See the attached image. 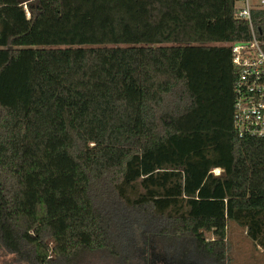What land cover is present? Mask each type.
Returning <instances> with one entry per match:
<instances>
[{"label":"trees","instance_id":"1","mask_svg":"<svg viewBox=\"0 0 264 264\" xmlns=\"http://www.w3.org/2000/svg\"><path fill=\"white\" fill-rule=\"evenodd\" d=\"M248 38L234 0H0V256L225 264L231 222L264 251V138L232 126Z\"/></svg>","mask_w":264,"mask_h":264},{"label":"built area","instance_id":"2","mask_svg":"<svg viewBox=\"0 0 264 264\" xmlns=\"http://www.w3.org/2000/svg\"><path fill=\"white\" fill-rule=\"evenodd\" d=\"M264 0H234V17L247 22L249 38L229 43L237 69L233 85L232 126L242 137L264 138V50L255 34L250 11Z\"/></svg>","mask_w":264,"mask_h":264},{"label":"rangeland","instance_id":"3","mask_svg":"<svg viewBox=\"0 0 264 264\" xmlns=\"http://www.w3.org/2000/svg\"><path fill=\"white\" fill-rule=\"evenodd\" d=\"M215 174L220 169H213ZM208 238L211 236L206 234ZM228 256L225 264H264V251L255 246L246 235L245 229L235 223H228L226 232ZM11 255H1L0 264H11ZM19 264H33V261H20ZM68 264H104L100 254H81Z\"/></svg>","mask_w":264,"mask_h":264}]
</instances>
